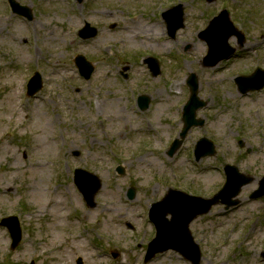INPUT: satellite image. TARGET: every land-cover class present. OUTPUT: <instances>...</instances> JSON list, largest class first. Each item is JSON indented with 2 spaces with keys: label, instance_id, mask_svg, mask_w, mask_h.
Listing matches in <instances>:
<instances>
[{
  "label": "rangeland",
  "instance_id": "374dc122",
  "mask_svg": "<svg viewBox=\"0 0 264 264\" xmlns=\"http://www.w3.org/2000/svg\"><path fill=\"white\" fill-rule=\"evenodd\" d=\"M19 1L31 11L29 20L13 18L0 0V220L15 215L23 235L11 251L10 235L0 227V264H76L78 258L82 264H191L174 251L144 263L155 232L146 212L170 189L209 199L222 188L227 167L238 170L227 196L244 180L239 175L252 180L237 207L226 210L219 199L190 223L200 264H264V198L250 200L264 188V88L244 96L234 83L264 72V0ZM176 4L184 29L171 40L161 20ZM224 11L244 41L229 39L235 55L224 69H208L199 35ZM84 22L98 29L94 38L78 37ZM152 25L157 36L148 32ZM77 55L94 69L88 81L74 65ZM148 56L160 63L156 78L143 63ZM35 72L44 88L30 99L26 83ZM191 74L205 104L196 117L205 124L191 128L169 157ZM138 95L149 97L151 111L138 109ZM204 137L215 153L196 161L193 150ZM76 168L102 184L94 208L74 186ZM76 172L88 190L90 178ZM51 184L60 185L56 194Z\"/></svg>",
  "mask_w": 264,
  "mask_h": 264
},
{
  "label": "water",
  "instance_id": "95a60500",
  "mask_svg": "<svg viewBox=\"0 0 264 264\" xmlns=\"http://www.w3.org/2000/svg\"><path fill=\"white\" fill-rule=\"evenodd\" d=\"M208 2H212L214 0H207ZM225 18L227 20L225 14L221 17L213 19L207 29L201 33V39L206 41L208 44V54L205 58V65L206 66H213L218 63L220 60L227 59L231 56L232 50L227 45L228 39L235 34L236 32H230L233 28L232 24L229 20L226 21L225 27L224 23H220V18ZM167 24H168V31L170 35H173L179 28L183 26V19H182V10L179 11H172L170 12L167 17ZM94 32L91 31L90 35H83V36H92ZM151 70L153 71L154 75L158 74V65L154 61L147 62ZM76 64L79 67L80 72L82 73L85 78H89L92 69L89 65L85 62L84 58L78 57L76 59ZM262 75V74H261ZM263 77L260 78V74L256 73L252 77L244 78L239 82L240 89L243 92L253 89H259L263 85ZM195 77L191 76L188 85L191 90V98L187 103L184 114H183V122L185 124L184 132L181 135V141L177 140L174 142L170 155H172L181 145L182 140L184 139L185 133L191 126L198 125V122L195 120L196 111L204 106L203 103L199 102L197 98V88L198 85L195 82ZM40 88V78L37 75L34 77L29 85H28V94L31 95L36 92ZM202 124V123H200ZM213 154V150L210 149L207 152L202 151L201 153H196L197 159L206 154ZM228 172V180L229 186L232 185L233 176L232 173L237 174L236 170L233 168L227 167ZM240 176V175H239ZM241 177V176H240ZM92 179V190L90 193H87L84 189L82 182L76 180V184L79 190L83 193L84 197L86 198L87 202L90 206H94L92 200L100 189V182L95 178L91 177ZM250 182V179L242 180L238 183L235 187V190L232 194L226 195L227 188L221 191L220 194L213 197L211 200H202L200 198H192V197H181L175 198L172 196V193H169L165 200L162 203L155 205L158 208H161L160 212L152 211L151 218L155 224L157 230V237L156 239L149 244V249L147 251L145 261H149L155 254L159 252H165L169 249L175 250L183 254L184 256H191V260L193 264H198L200 261V253L198 247L194 245L193 240L188 231L189 223L198 215L208 213L210 208L219 202L221 199L226 204V208L231 206H235L237 202L230 201L232 197H235L240 188ZM176 195V194H175ZM180 195V194H179ZM264 195V192L259 190L258 192L252 195V198L255 199ZM132 197V195H131ZM172 199V203H171ZM167 201V202H166ZM166 202V203H165ZM164 205H168L164 207ZM170 214L172 216L171 221H167L165 219L166 215ZM2 226H6L10 233L13 240L11 248L14 249L19 241H20V229L18 220L15 217H10L7 219L2 220ZM157 248V249H156ZM188 251H191V255ZM264 256V254H263ZM80 263V262H79Z\"/></svg>",
  "mask_w": 264,
  "mask_h": 264
},
{
  "label": "bare ground",
  "instance_id": "6f19581e",
  "mask_svg": "<svg viewBox=\"0 0 264 264\" xmlns=\"http://www.w3.org/2000/svg\"><path fill=\"white\" fill-rule=\"evenodd\" d=\"M155 26H156V25H154V26L152 25L151 27H148V28H149V31H148V32L151 33L152 30H154V31L156 32V36H157V31H158L159 29H158V28H155ZM154 28H155V29H154ZM143 32H144V33H147V31H145V29H143ZM135 35H136V34H134V36H135ZM130 38H132V36H130L129 39H130ZM150 38H152V37H150ZM147 41H150V40H147ZM102 206H103V208H107V207H108L107 205H104V204H103Z\"/></svg>",
  "mask_w": 264,
  "mask_h": 264
},
{
  "label": "flooded vegetation",
  "instance_id": "af4514ba",
  "mask_svg": "<svg viewBox=\"0 0 264 264\" xmlns=\"http://www.w3.org/2000/svg\"><path fill=\"white\" fill-rule=\"evenodd\" d=\"M128 77H129V75H128ZM128 77H127V78H128ZM127 78H126V79H127Z\"/></svg>",
  "mask_w": 264,
  "mask_h": 264
}]
</instances>
